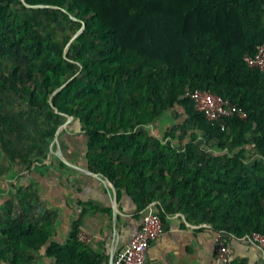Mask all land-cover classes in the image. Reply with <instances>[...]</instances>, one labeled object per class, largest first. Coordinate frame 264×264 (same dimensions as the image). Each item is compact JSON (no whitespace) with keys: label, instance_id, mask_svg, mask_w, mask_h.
I'll return each mask as SVG.
<instances>
[{"label":"trees","instance_id":"trees-1","mask_svg":"<svg viewBox=\"0 0 264 264\" xmlns=\"http://www.w3.org/2000/svg\"><path fill=\"white\" fill-rule=\"evenodd\" d=\"M16 1L22 5L0 0V56L24 63L7 72L0 67V87L40 113L42 142L71 116L68 125L85 138L88 169L109 179L116 198L124 189L143 210L160 195L161 218L179 211L213 232L264 234V72L242 59L264 44V0H25L57 6L79 28L84 22L70 55L68 41L46 37L39 22L9 13ZM194 89L217 92L245 118L206 119L187 94ZM169 112L182 121L172 119L161 138L152 135L148 125ZM12 127L0 111L7 143ZM198 137L219 150H201ZM246 151L254 156L249 168ZM43 154L37 147L35 155ZM79 231L75 221L60 243L50 239L47 223L9 218L0 225V264H30L29 249L42 246L52 264H107L108 254L95 253ZM229 264L248 263L231 258Z\"/></svg>","mask_w":264,"mask_h":264},{"label":"crops","instance_id":"crops-1","mask_svg":"<svg viewBox=\"0 0 264 264\" xmlns=\"http://www.w3.org/2000/svg\"><path fill=\"white\" fill-rule=\"evenodd\" d=\"M160 120L148 125L149 132L159 138L161 132L157 134L153 127L159 132L168 125L159 124ZM61 131L53 142L54 151L48 146L46 157L32 171L31 179L23 184L31 188L23 211L31 222L47 223L50 239L60 243L66 240L74 222L78 221L79 232L90 238L88 244L93 251L109 257L112 249L114 252L120 250L136 232L143 210L136 209L124 189L119 190L116 198V188L107 177L90 175L68 165L66 162L89 170L85 138L80 130L70 126ZM56 148L62 159L55 153ZM9 194L11 196L8 188L3 196ZM113 195L115 207L112 206ZM159 196L149 203L155 209L160 204ZM23 206L16 204L13 209L22 212ZM162 222L163 232L150 243L144 264H217L214 232L204 221L171 211L164 214ZM228 246L231 258L243 259L248 264H264V249L256 244L231 237ZM29 255L30 264H52L53 261L46 255V246L29 249Z\"/></svg>","mask_w":264,"mask_h":264},{"label":"rangeland","instance_id":"rangeland-1","mask_svg":"<svg viewBox=\"0 0 264 264\" xmlns=\"http://www.w3.org/2000/svg\"><path fill=\"white\" fill-rule=\"evenodd\" d=\"M20 1V0H18ZM21 2V1H20ZM18 11L27 19L39 22L40 31L51 39L57 40L60 43L67 42L69 38L79 29L76 22L72 19H65L55 8H37L27 7L23 3L19 4L17 1L10 5L9 13ZM67 52L69 55L71 52ZM15 63L23 64V59H14L10 56H0V67L4 71H10ZM0 111L9 116L12 121V129L8 131V138L10 142L2 140L0 134V225H5L9 218H26V213L23 211L24 200L29 198L31 188L29 185H23L31 179L32 171L39 166L44 160L43 156H36L35 152L38 148H44V156L48 153V146L53 137L48 138L47 142H42L40 136L46 131V123L39 112L31 109L27 102L19 98L15 93L2 89L0 87ZM172 119L178 122L182 121L181 116H176L174 112L167 113L163 119L161 118L159 124H168ZM71 124V125H70ZM71 129H78L75 125L70 123ZM158 124V126H159ZM64 129H68V126ZM157 134L162 131L157 132ZM62 132V131H61ZM61 132L59 134H61ZM188 138V136H185ZM186 138L180 139L176 146L183 147ZM36 143V147L32 148V144ZM195 143L203 151L214 152L219 150L216 143H204L201 137L195 140ZM57 155L62 156L58 148L55 149ZM30 162H24L22 156ZM245 165L250 167L254 156L251 152L246 151ZM9 188L11 196L4 197L3 193ZM19 189V190H18ZM14 196V197H13ZM16 204L22 207L21 210L16 211ZM28 204V203H27ZM26 208V207H25ZM3 239L0 236V242Z\"/></svg>","mask_w":264,"mask_h":264},{"label":"built area","instance_id":"built-area-1","mask_svg":"<svg viewBox=\"0 0 264 264\" xmlns=\"http://www.w3.org/2000/svg\"><path fill=\"white\" fill-rule=\"evenodd\" d=\"M242 59L250 67L264 72V44H258L253 54H245ZM187 94L193 102V107L210 121L223 120L233 116L245 118L246 116L245 112L236 104L217 92L206 89H194ZM224 126L225 124L222 122L221 128H224ZM162 232L163 222L160 213L154 208L152 203L148 204L141 213L139 227L126 244L115 252L112 264H144L150 243L159 237ZM231 237L235 238L234 235L223 231L214 232V255L217 264H229L231 251L228 246V240ZM78 238L85 243L90 241V238L82 232H78ZM239 238L252 242L264 249V234L251 232Z\"/></svg>","mask_w":264,"mask_h":264},{"label":"water","instance_id":"water-1","mask_svg":"<svg viewBox=\"0 0 264 264\" xmlns=\"http://www.w3.org/2000/svg\"><path fill=\"white\" fill-rule=\"evenodd\" d=\"M25 6L27 7H37V8H43V7H48V8H57V6H54V5H49V4H28L25 2V0H20ZM74 18V17H73ZM75 19V18H74ZM84 28V22H82V25L80 26V28L69 38L68 42L66 43L65 45V48H64V54H66L67 52V48L69 47V45L75 40V38L77 37V35L83 30ZM74 76V75H73ZM73 76H71L69 79H67L62 85H60L56 90H54V92L51 94L50 98H49V101L51 102V99H52V96L58 91L60 90L62 87H64L67 82L73 78ZM55 111H57V109L55 108L54 109ZM72 119L71 116H67L66 115V118L61 122L59 123V125L57 126L56 130H55V133L53 135V139L51 140V142L49 143V146L51 148L52 151L53 150V142L58 138L59 136V133L60 131L64 128V126H66V124ZM56 153V152H55ZM60 158L61 156L58 155ZM62 159V158H61ZM68 165L76 168L77 170L81 171V172H85V173H88L90 175H96V176H99V177H103L101 174L97 173V172H93V171H89V170H86L80 166H77V165H74L70 162H66ZM115 204H116V201H115V196L113 195V198H112V206L115 207ZM114 249L111 250V252L109 253V257H108V261H107V264H112L113 262V258H114Z\"/></svg>","mask_w":264,"mask_h":264}]
</instances>
